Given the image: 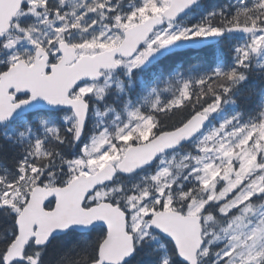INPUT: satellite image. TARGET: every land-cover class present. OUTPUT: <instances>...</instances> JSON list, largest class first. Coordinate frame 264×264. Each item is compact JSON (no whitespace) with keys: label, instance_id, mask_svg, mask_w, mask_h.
Segmentation results:
<instances>
[{"label":"snow or ice","instance_id":"6c2138e0","mask_svg":"<svg viewBox=\"0 0 264 264\" xmlns=\"http://www.w3.org/2000/svg\"><path fill=\"white\" fill-rule=\"evenodd\" d=\"M0 264H264V0H0Z\"/></svg>","mask_w":264,"mask_h":264},{"label":"trees","instance_id":"16d2710c","mask_svg":"<svg viewBox=\"0 0 264 264\" xmlns=\"http://www.w3.org/2000/svg\"><path fill=\"white\" fill-rule=\"evenodd\" d=\"M202 58H203V60L206 63H211L213 56H209V55L205 56V55H203Z\"/></svg>","mask_w":264,"mask_h":264}]
</instances>
